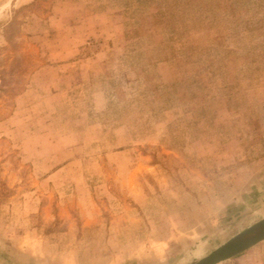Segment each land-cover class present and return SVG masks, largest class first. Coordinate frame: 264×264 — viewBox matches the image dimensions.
<instances>
[{
    "label": "rangeland",
    "instance_id": "obj_1",
    "mask_svg": "<svg viewBox=\"0 0 264 264\" xmlns=\"http://www.w3.org/2000/svg\"><path fill=\"white\" fill-rule=\"evenodd\" d=\"M263 218L264 0H0V264H190Z\"/></svg>",
    "mask_w": 264,
    "mask_h": 264
},
{
    "label": "water",
    "instance_id": "obj_2",
    "mask_svg": "<svg viewBox=\"0 0 264 264\" xmlns=\"http://www.w3.org/2000/svg\"><path fill=\"white\" fill-rule=\"evenodd\" d=\"M264 242V218L248 227L214 252L190 264H221Z\"/></svg>",
    "mask_w": 264,
    "mask_h": 264
},
{
    "label": "trees",
    "instance_id": "obj_3",
    "mask_svg": "<svg viewBox=\"0 0 264 264\" xmlns=\"http://www.w3.org/2000/svg\"><path fill=\"white\" fill-rule=\"evenodd\" d=\"M241 255V254H240ZM238 257V256H237ZM236 258V257H235Z\"/></svg>",
    "mask_w": 264,
    "mask_h": 264
}]
</instances>
